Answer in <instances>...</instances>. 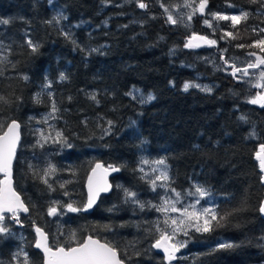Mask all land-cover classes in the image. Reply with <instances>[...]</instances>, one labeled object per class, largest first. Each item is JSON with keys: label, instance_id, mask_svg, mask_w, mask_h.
<instances>
[{"label": "trees", "instance_id": "obj_1", "mask_svg": "<svg viewBox=\"0 0 264 264\" xmlns=\"http://www.w3.org/2000/svg\"><path fill=\"white\" fill-rule=\"evenodd\" d=\"M176 1L57 0L67 23L61 27L49 0H0V123L22 126L14 182L29 209L21 223L31 264H43L34 249V225L51 244L74 232L78 240L91 236L116 245L126 264H165L152 247L159 237L153 207L159 199L141 172L143 157L165 160L170 191L182 195L202 186L225 217L212 221L211 231L188 232L183 264H264V183L256 158L264 144V107L249 102L254 88L205 65L212 52L218 61L221 55L264 56L248 47L264 38V7L208 0L209 12L233 5L250 16L235 27L221 23L215 34L197 26L196 36L217 41L200 50L185 47L189 32L166 17L164 8ZM226 31L236 38L222 36ZM29 40L38 45L35 52ZM198 74L213 84L212 92L183 89ZM134 90L155 99L142 103L132 97ZM53 104L64 143L41 153L36 120ZM99 162L121 170L113 193L92 214L65 209L68 203L84 208L86 180ZM47 165L55 167L54 176H44ZM126 190L136 196L127 197ZM55 201L58 213L67 211L60 224L48 215ZM7 220L9 230H20ZM19 250L15 236L0 233V264H23Z\"/></svg>", "mask_w": 264, "mask_h": 264}, {"label": "snow or ice", "instance_id": "obj_2", "mask_svg": "<svg viewBox=\"0 0 264 264\" xmlns=\"http://www.w3.org/2000/svg\"><path fill=\"white\" fill-rule=\"evenodd\" d=\"M252 3H260L261 7H264V0H250ZM208 0H199V3L196 4L195 0H186L184 7L192 9L190 13H188L187 19L191 21L192 17L196 15L197 12L200 14L205 13V9L207 7ZM140 8H146L147 5L144 3H139ZM167 12L168 10L165 9ZM212 20L205 19L204 23L212 28V21H231L232 27L240 24L242 21H247L250 16L248 11H241L239 15H221L220 13H212L210 12ZM66 19V17H63ZM168 21L172 24H176L177 20L173 18L172 14L169 12ZM3 23H8V21H3ZM255 32L256 29H253ZM260 33H264V28L259 29ZM227 37H231L235 39V35L232 32H226L224 34ZM224 37H221L223 39ZM203 41L209 46L215 45L217 43L216 40L209 39L206 36H196L193 35L185 47H199L200 44H194L192 41ZM30 47L35 52L38 48V45H33L32 41H28ZM239 47H244V45H238ZM248 47H255L260 49L261 52H264V38H259L253 42V44L248 45ZM95 51V49L93 50ZM249 56H255V61H249L246 63V66L241 69L237 67L235 64H231L230 67L233 69L232 75L235 77L237 73H240L244 77H250L252 73H250V69L259 70L257 76V82L253 84L254 87L264 89V69L261 66H264V56L257 55L255 52L248 53ZM229 62L226 60L225 64ZM66 77L61 74L60 79L63 80ZM27 79V77H24ZM189 87H201L198 84H190L186 83L184 85V90L186 91ZM202 90L210 91L207 87ZM3 97H0V100H3ZM95 99V96L92 97ZM153 99L152 96L148 97V100ZM252 104H261L264 107V93H257V95L249 100ZM53 110L55 111V104H53ZM243 119V117H242ZM111 123V122H109ZM6 129V130H5ZM43 135V134H41ZM57 135H61L57 133ZM20 141V124L13 120L11 123L2 124L0 123V173H3V179H0V233H7L9 229L4 225L5 213H11V218L14 219L17 223H19L18 213L20 211L28 212V207L25 206L24 202L21 200L20 195L16 192L13 187L12 181V161L16 156V149ZM256 158L260 162V169L264 172V144L260 146V151L256 153ZM144 163H148V161H144ZM158 165H165V160L161 159L155 161ZM31 167V166H30ZM97 168H101L102 165H97ZM112 171H118V168H112ZM54 166H50L49 170L44 173V176L47 177L51 172H54ZM95 172V169L93 170ZM108 169H104V172L107 173ZM143 171V169H141ZM155 171V170H154ZM169 179L167 172L162 171L159 176L151 181L153 188L156 187V181H167ZM264 180V177H262ZM45 184H48V180L45 178L43 181ZM63 188L64 185L61 184ZM109 185L106 180L102 184L99 182L95 187H93L92 179L89 178V193L87 204L84 208L75 207L73 203H68L66 205L68 211L70 212H79L81 210H87L91 208L95 203V199L99 196L100 192H106L109 190ZM51 188V185H49ZM172 191H175L174 189ZM67 195V193H65ZM188 195H198L203 198L209 195L208 191L204 189L202 186L196 185L195 192H189ZM126 196L130 198H134L136 193L130 192L126 190ZM180 193H176V200L165 199L163 204L159 207H156L157 211L167 213L171 212H180V219L170 218L164 220L165 225L171 226V233L167 231V228L161 229L157 226L156 230L160 233L159 238L156 240V243L152 245V247L157 249H163L166 259L171 264V261L176 259V253L180 250L181 247H184V242L176 241L175 237L178 233L184 232L187 235V231L185 230L186 226H191L192 222L195 221L196 231H211L212 221H219L224 219L225 217L219 216L218 213L214 209L204 208L202 211H195V205H190L189 207H185L183 209H178L176 207V203L179 202ZM199 203V200H197ZM143 207V205H141ZM189 208L193 210L190 211ZM259 211L264 213V203L261 204ZM58 213V209L56 207H49L48 215L55 216ZM204 217L203 226L200 225L201 217ZM37 236L39 237L35 243V247L41 249L43 251V264H125V261L120 258L119 250L116 245L111 242L105 241L101 243L98 239H93L89 236L86 240H78L76 238V234L70 233L68 240L61 243L60 241H55L53 244H50L48 241L47 234L39 227L35 229ZM221 247H231V245H221ZM138 254V253H137ZM23 264H31L28 254L25 252ZM126 255V254H125Z\"/></svg>", "mask_w": 264, "mask_h": 264}, {"label": "rangeland", "instance_id": "obj_3", "mask_svg": "<svg viewBox=\"0 0 264 264\" xmlns=\"http://www.w3.org/2000/svg\"><path fill=\"white\" fill-rule=\"evenodd\" d=\"M56 2H57V0H49V5L53 8V10L54 9L56 10L57 20H58V23L61 25V27H66L67 26L66 19L63 18L62 10L55 6ZM185 2H186V0H178L174 3V5H171L169 7H165L164 10L165 9L168 10L167 12L165 11L166 17H168V14L170 12L172 14L173 18L177 20L176 24H172L171 22H169V23L172 26H175L177 28H181L183 30L188 31L189 32L188 38H191L193 35H195L193 30L197 26L205 28V29L209 30L210 33L215 34L216 30H222L223 29V25H221V23H223V24L225 22L231 23V21H212L213 27L212 28L208 27L204 23V20L205 19L212 20V18L209 15L210 12L207 10V7L205 9L204 14H200L199 12H197L196 15H194L192 17L191 21H189L187 19V16H188V13H190L192 9L184 7ZM195 3L198 4L199 0H195ZM241 11L242 10L240 8L232 5V6H228L227 10L224 12H212V13H220L221 15H239ZM226 32H223V33L225 34ZM221 35L225 36L223 34H221ZM213 46L214 45H212L210 47L204 46L202 49L212 48ZM202 49H200V50H202ZM219 59H220V61H218V59H216L215 53L212 52L211 54L206 56L205 65L212 67L214 71L223 69L224 71H227V73L232 74V71L229 72L228 65L230 66L231 64H235L237 67H240L241 69H243L246 66L247 62L255 61L256 57H252V56H250V57H232V58L225 59L224 55H221V57ZM226 60L229 62L228 64H225ZM261 67H262V69H264V66H261ZM249 71H250V73H252V75L250 77H244L240 73H237L236 76L239 78V80L242 83L248 84L249 88H251V89L254 88V95L252 97V98H254L257 95V93H264V89L256 88L253 86V84H255L257 82V76H258L259 70L250 69ZM187 83L198 84L201 86V87H189L187 90L197 89L201 92L210 93L213 91V88H214L213 84L209 81V79L207 77L202 76L201 74L197 75L196 81L187 82ZM205 87L210 89V91L202 90ZM183 89H184V87H183ZM149 96H152L153 99L148 100ZM132 97L139 99L142 103H151L155 99L154 95L144 94L140 90H134V92L132 93ZM256 105L260 106L261 104H256ZM56 116H57L56 111L53 110L50 113H47V114L43 115L42 117H39L37 119L38 121L36 120L37 123L40 122V127H41L39 130H37L38 143L40 145V148L42 149L41 153H43V151L45 149H50V147H52V146L57 147V146L62 145L64 143L63 139L57 135L58 131L56 129ZM41 134H43V135H41ZM43 158H44L45 162L48 161L47 156H44ZM144 161H148V163H144ZM155 161H158V160H151V159H147L146 157H143V159L141 160V169H143V171H141V172L143 173V176L149 181L152 188H153V185H152L151 181L153 179H155L157 176H159L162 171H166L167 175H168V171H167L166 167L164 165L156 164ZM47 167H48V165H47ZM48 170H49V167L46 168V172ZM49 175L54 176V172H51ZM153 189H154V191L157 190V193H158L159 204L157 205V207L161 206L165 199H170V200H176L177 199L176 193L170 191L169 187L167 186V181L157 180L156 181V187ZM190 191L194 193L195 187H193ZM190 191H188L185 194L180 195L179 202L176 203V207L178 209H183L185 207H189L190 205H195V211H197V212L202 211V209H204V208L215 209L216 200L213 197V195H211L209 193V195L201 198L198 195H188V193ZM197 200H199V203H197ZM55 202H56L55 206L58 209L59 202L58 201H55ZM65 209H67V207ZM189 210L192 211L193 209L189 208ZM155 211L158 214L156 217V219H157V225L156 226H159L161 229L167 228V231L169 233H171L172 229H171V226H169L170 225V218L180 219L181 213L180 212H171V211H169L167 213H163V212L157 211L156 207H155ZM65 212H67V211L64 210L61 213L59 212L55 216H52V217L50 216V218L52 219L53 222L60 224L64 220ZM165 219H169V225H165L163 223ZM203 220H204V217L202 216L200 219L201 227L203 226ZM7 221L8 220L6 217L4 222H3L6 227H7ZM195 223L196 222L193 221L191 226H186L185 230L187 231V234L190 231H196ZM15 225L17 226V224H15ZM196 232H201V231H196ZM9 233L12 236H15L20 241L19 253H20L21 259L24 260L23 253H25V252L28 254V257L30 259V254L27 252V246L30 243V241L28 240L29 239L28 235H25V233L23 232L22 229H20L19 231L9 230L7 232V234H9ZM1 234H6V233H1ZM159 236H160V233H159ZM186 236L187 235H185L184 232H180L175 237L176 241L184 242L185 246L181 247L180 250L178 251L177 258H176V261L174 264H183L182 260L185 259L184 253H185L186 246H187V241L185 240Z\"/></svg>", "mask_w": 264, "mask_h": 264}, {"label": "water", "instance_id": "obj_4", "mask_svg": "<svg viewBox=\"0 0 264 264\" xmlns=\"http://www.w3.org/2000/svg\"><path fill=\"white\" fill-rule=\"evenodd\" d=\"M189 39L190 38H187V40H186V44L188 43V41H189ZM194 44H196V43H199L200 44V46L199 47H192V48H197V49H202L204 46H206V47H210L209 45H207L206 43H204L203 41H197V40H193L192 41ZM17 122V121H16ZM17 123H19V122H17ZM20 124V123H19ZM21 138H22V126H21V124H20V141H19V144H18V146H17V149H16V156H15V158L13 159V161H12V181H13V187H14V189H15V185H14V164H15V161H16V158H17V153H18V150H19V145H20V142H21ZM259 161V160H258ZM102 165V167L101 168H97L96 166L97 165ZM259 167H260V162H259ZM112 168H117V167H108V166H105L102 162H99V163H96L95 164V166L92 168V170H91V172L89 173V175H88V177H87V180H86V184H85V191H86V197H87V200H88V193H89V178L91 177V179H92V183H93V187H95L96 185H97V183L99 182L100 184H102L103 182H104V180H106V182H107V184L110 186L109 187V190L108 191H106V192H100L99 193V196H97L96 197V199H95V203L93 204V206L91 207V208H88L87 210H82L81 212L83 213V214H85V215H87V214H92L93 212H94V210H95V208L97 207V205L100 203V201H101V198L102 197H104V196H110L112 193H113V190H114V186H113V182H112V180L115 178V177H117L119 174H120V172H121V170H120V168H118L119 170L118 171H112L111 169ZM95 169V172L93 171ZM104 169H108V171H107V173H105L104 172ZM260 172H261V174H262V177H264V172H262L261 171V169H260ZM0 175L3 177V173H0ZM3 179V178H2ZM263 181V183H264V180H262ZM16 190V189H15ZM17 192V191H16ZM18 193V192H17ZM19 194V193H18ZM20 195V194H19ZM20 198H21V200L23 201V198H22V196L20 195ZM24 202V201H23ZM264 203V202H263ZM25 204V203H24ZM86 204H87V201H86ZM25 206H26V204H25ZM86 206V205H85ZM84 206V207H85ZM27 207V206H26ZM21 212V214H23V215H25V214H27L28 212H23V211H20ZM20 212L18 213V216H19V214H20ZM12 214L11 213H5V216H11ZM261 215H262V217H263V219H264V213H261ZM19 219H20V217H19ZM14 220V219H13ZM15 221V220H14ZM19 227H22V224L21 223H19ZM38 226L37 225H34V233H35V236H36V241H37V239L39 238L38 236H37V233H36V231H35V229L37 228ZM40 228V227H39ZM42 229V228H41ZM46 234H47V236H48V241H49V243H50V238H49V235H48V233L44 230V229H42ZM89 237V236H88ZM87 237V238H88ZM86 238V239H87ZM93 239H98V238H94V237H92ZM85 239V240H86ZM98 240H100V239H98ZM101 241V240H100ZM36 243V242H35ZM101 243H104L103 241H101ZM154 248V247H153ZM34 249L36 250V251H38L39 253H41L43 256H44V254H43V251L41 250V249H38V248H36L35 247V244H34ZM154 250H155V252L157 253V254H160V255H162L164 258H165V263L166 264H169V261L166 259V256H165V253H164V251H163V249H157V248H154ZM177 254H178V252L175 254L176 255V257H177ZM121 258V257H120ZM175 261H176V259H174V260H172L171 261V264H174L175 263ZM126 264V263H125Z\"/></svg>", "mask_w": 264, "mask_h": 264}, {"label": "flooded vegetation", "instance_id": "obj_5", "mask_svg": "<svg viewBox=\"0 0 264 264\" xmlns=\"http://www.w3.org/2000/svg\"><path fill=\"white\" fill-rule=\"evenodd\" d=\"M21 221V220H20Z\"/></svg>", "mask_w": 264, "mask_h": 264}]
</instances>
